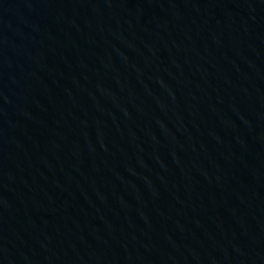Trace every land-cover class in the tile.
I'll list each match as a JSON object with an SVG mask.
<instances>
[{
  "label": "water",
  "instance_id": "water-1",
  "mask_svg": "<svg viewBox=\"0 0 264 264\" xmlns=\"http://www.w3.org/2000/svg\"><path fill=\"white\" fill-rule=\"evenodd\" d=\"M0 264H264V0H0Z\"/></svg>",
  "mask_w": 264,
  "mask_h": 264
}]
</instances>
